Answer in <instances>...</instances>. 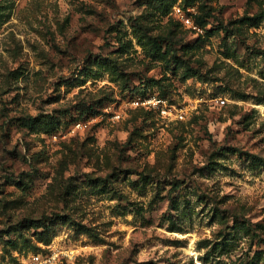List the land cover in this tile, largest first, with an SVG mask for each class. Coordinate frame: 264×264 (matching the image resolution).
<instances>
[{
  "label": "rangeland",
  "instance_id": "rangeland-1",
  "mask_svg": "<svg viewBox=\"0 0 264 264\" xmlns=\"http://www.w3.org/2000/svg\"><path fill=\"white\" fill-rule=\"evenodd\" d=\"M53 252L264 264V0H0V264Z\"/></svg>",
  "mask_w": 264,
  "mask_h": 264
},
{
  "label": "built area",
  "instance_id": "built-area-1",
  "mask_svg": "<svg viewBox=\"0 0 264 264\" xmlns=\"http://www.w3.org/2000/svg\"><path fill=\"white\" fill-rule=\"evenodd\" d=\"M172 15L189 29L195 32H202V28L193 20L191 9L185 10L178 5L173 8ZM215 102L220 104L224 101L222 98H216ZM125 105L132 109L149 111L168 122L183 121L189 112L194 110L190 106L176 104L170 98L163 97L159 93L132 94L126 99ZM116 117L119 119L121 113L118 112ZM78 127L82 128V125L79 124ZM23 264H59V256L56 252L51 254H32Z\"/></svg>",
  "mask_w": 264,
  "mask_h": 264
},
{
  "label": "trees",
  "instance_id": "trees-1",
  "mask_svg": "<svg viewBox=\"0 0 264 264\" xmlns=\"http://www.w3.org/2000/svg\"><path fill=\"white\" fill-rule=\"evenodd\" d=\"M167 13H168V10H166L165 14H167ZM145 94H147L146 91L142 92V95H145ZM160 95L163 96V97H167L165 93H161V92H160ZM146 112H147V113H151V112H149V111H146Z\"/></svg>",
  "mask_w": 264,
  "mask_h": 264
}]
</instances>
